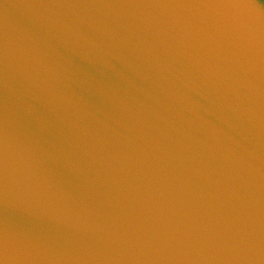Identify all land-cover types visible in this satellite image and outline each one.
Instances as JSON below:
<instances>
[{"label":"water","instance_id":"95a60500","mask_svg":"<svg viewBox=\"0 0 264 264\" xmlns=\"http://www.w3.org/2000/svg\"><path fill=\"white\" fill-rule=\"evenodd\" d=\"M0 264H264V0H0Z\"/></svg>","mask_w":264,"mask_h":264}]
</instances>
